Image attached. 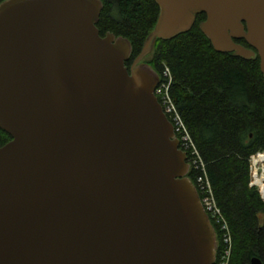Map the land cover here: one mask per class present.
Listing matches in <instances>:
<instances>
[{
	"label": "water",
	"instance_id": "95a60500",
	"mask_svg": "<svg viewBox=\"0 0 264 264\" xmlns=\"http://www.w3.org/2000/svg\"><path fill=\"white\" fill-rule=\"evenodd\" d=\"M154 1L130 69L129 41L96 26L101 0L0 2V264H214L215 230L143 60L204 13L213 49L259 57L264 76V0Z\"/></svg>",
	"mask_w": 264,
	"mask_h": 264
},
{
	"label": "trees",
	"instance_id": "16d2710c",
	"mask_svg": "<svg viewBox=\"0 0 264 264\" xmlns=\"http://www.w3.org/2000/svg\"><path fill=\"white\" fill-rule=\"evenodd\" d=\"M101 2L96 26L100 35L110 32L129 41L128 66L151 32L159 7L154 0ZM204 18L205 14L199 13L188 31L170 39H155L143 61L159 78L165 66L170 70L171 98L204 163L214 199L228 225L231 250L227 264H249L253 257L264 264V200L257 188L249 186V158L264 150V76L259 57L243 59L214 50L199 28ZM8 140L10 136L0 129V146ZM186 155L188 158V152ZM198 173L189 167L187 175L195 186ZM209 219L216 236L214 264H219L226 244L220 227Z\"/></svg>",
	"mask_w": 264,
	"mask_h": 264
},
{
	"label": "built area",
	"instance_id": "2783aa9c",
	"mask_svg": "<svg viewBox=\"0 0 264 264\" xmlns=\"http://www.w3.org/2000/svg\"><path fill=\"white\" fill-rule=\"evenodd\" d=\"M170 83L171 73L169 68L165 66L161 72L159 82L154 89V93L161 104L163 112L173 124V130L179 139L180 148L189 154V157L187 158L189 165L199 170V173L195 179V183L201 195L200 201L206 213L215 221L222 231L223 241L226 246L222 252L221 261L219 264H227L231 250V236L228 225L214 199L212 188L206 175L204 163L201 160L193 141L191 140V137L175 106L173 99L171 98L169 92ZM263 151L252 154L249 158V186L257 188L262 200H264V197L261 193V185L259 184V180L262 179L264 181V166L259 159V155L262 154Z\"/></svg>",
	"mask_w": 264,
	"mask_h": 264
},
{
	"label": "bare ground",
	"instance_id": "6f19581e",
	"mask_svg": "<svg viewBox=\"0 0 264 264\" xmlns=\"http://www.w3.org/2000/svg\"><path fill=\"white\" fill-rule=\"evenodd\" d=\"M259 159L264 166V151L262 152V154L259 155ZM259 184L261 185V193H262V196L264 197V181L260 179Z\"/></svg>",
	"mask_w": 264,
	"mask_h": 264
},
{
	"label": "flooded vegetation",
	"instance_id": "af4514ba",
	"mask_svg": "<svg viewBox=\"0 0 264 264\" xmlns=\"http://www.w3.org/2000/svg\"><path fill=\"white\" fill-rule=\"evenodd\" d=\"M105 35V34H104ZM236 41L237 42H239V43H241V44H243V45H245V46H248L247 44H246V42L243 40V39H236ZM249 47V46H248ZM131 63H132V61L130 62V64L127 66V68L128 69H130V66H131ZM126 64V63H125Z\"/></svg>",
	"mask_w": 264,
	"mask_h": 264
},
{
	"label": "rangeland",
	"instance_id": "374dc122",
	"mask_svg": "<svg viewBox=\"0 0 264 264\" xmlns=\"http://www.w3.org/2000/svg\"><path fill=\"white\" fill-rule=\"evenodd\" d=\"M145 62V61H144ZM146 63V62H145ZM256 188V187H255Z\"/></svg>",
	"mask_w": 264,
	"mask_h": 264
}]
</instances>
